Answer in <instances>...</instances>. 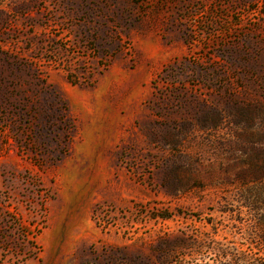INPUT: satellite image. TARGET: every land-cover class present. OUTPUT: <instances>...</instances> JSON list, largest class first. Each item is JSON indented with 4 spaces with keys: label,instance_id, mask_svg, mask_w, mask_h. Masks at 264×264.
<instances>
[{
    "label": "rangeland",
    "instance_id": "rangeland-1",
    "mask_svg": "<svg viewBox=\"0 0 264 264\" xmlns=\"http://www.w3.org/2000/svg\"><path fill=\"white\" fill-rule=\"evenodd\" d=\"M262 209L264 0H0V264L252 263Z\"/></svg>",
    "mask_w": 264,
    "mask_h": 264
},
{
    "label": "trees",
    "instance_id": "trees-1",
    "mask_svg": "<svg viewBox=\"0 0 264 264\" xmlns=\"http://www.w3.org/2000/svg\"><path fill=\"white\" fill-rule=\"evenodd\" d=\"M259 209H257V211ZM254 214H257V215H254L256 217L255 222L257 223V226H258L257 234L261 235V239L264 240V210L262 209L261 213L259 214L258 213H254ZM158 217L162 219L169 218L167 215L158 216ZM262 252H263V255L261 254V251L259 250L257 251V253L253 254L254 256H256V258H253L252 263H250V260L245 255L240 254V253H232L230 254V259H223V261H220L218 264H260L258 263V261L261 260L262 257L264 259V249Z\"/></svg>",
    "mask_w": 264,
    "mask_h": 264
}]
</instances>
